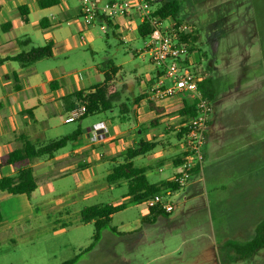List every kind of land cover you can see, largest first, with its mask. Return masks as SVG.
Returning <instances> with one entry per match:
<instances>
[{
  "label": "crops",
  "instance_id": "obj_1",
  "mask_svg": "<svg viewBox=\"0 0 264 264\" xmlns=\"http://www.w3.org/2000/svg\"><path fill=\"white\" fill-rule=\"evenodd\" d=\"M38 1L0 0V179L13 177L19 170L30 168L36 180V189L30 196H13L0 191L4 194L0 198V234L7 233L14 225H28L46 218L43 215L48 208L78 205L83 200H94L97 194L112 193L115 188L122 194V201L106 204L124 203L128 207L132 203L126 195V180L114 184L106 182L105 187L97 188L92 173L107 172L104 175L106 181L113 167L125 161L126 151L141 142L156 146L145 155L133 158V167L143 171L149 184L167 182L179 165L178 141L182 128H177V132L174 130L175 124L184 118L179 119L178 112L193 103L182 93L151 101L149 90L156 81V69L141 77L138 65H134L132 76L122 73L118 80L116 77L122 72V66L97 64L94 56L102 48L99 42L101 34L93 28L95 26H86L79 18V0H51L43 8L38 6ZM110 23L104 30L98 28L106 38V30L110 29L124 42L142 39L138 35L137 20L120 17ZM47 44L52 46L51 56L28 66L5 60ZM143 50L150 56L147 42ZM253 50V57L248 61V64L252 63L248 66V74L252 72L259 82H264L262 69L258 66L260 47ZM138 52L142 53V50ZM106 74L111 75L110 84L115 89L111 108L90 114L96 115L97 120L88 126L84 119L89 115L73 119L71 112L78 103L72 95L101 85ZM206 79L210 80L212 89V99L209 100L212 112L206 129L204 164L200 178L195 181L202 183V189L197 188L192 197L201 196L203 191L215 194L227 188L241 194L248 193L250 183L254 184L256 166L259 172H264V108L262 117L256 121L250 118L242 99L216 107L215 80L212 74ZM151 103L158 111L150 107ZM117 107L119 116L114 118L112 114ZM100 122L108 127V133L100 134L99 139L91 143L92 127ZM64 137L71 139L51 156L42 155L15 165L2 163L9 153L22 149L26 144L38 150ZM256 159L260 160L259 164H255ZM164 172L168 173L166 177L152 181ZM195 182L193 178L185 189L190 190ZM183 198L182 203L185 202ZM246 206L249 209V205ZM172 213L158 215L155 219L148 213L136 221L133 228L122 225L123 234L140 231L141 240H144L149 227L159 222L169 224L168 216ZM249 220V216L243 223L234 218L226 224L232 233L241 234L245 230L239 224L247 225L248 229L250 223L254 224ZM178 249L176 247L169 253H176Z\"/></svg>",
  "mask_w": 264,
  "mask_h": 264
},
{
  "label": "rangeland",
  "instance_id": "obj_2",
  "mask_svg": "<svg viewBox=\"0 0 264 264\" xmlns=\"http://www.w3.org/2000/svg\"><path fill=\"white\" fill-rule=\"evenodd\" d=\"M99 1L105 3L110 0ZM146 1L152 9H156L166 0ZM175 1L181 8L175 21L187 23L195 29L196 41L193 46L190 45L192 58L201 66L206 77L212 74L215 80L213 84L217 97L214 106L224 107L227 101L232 103L242 99L250 118L258 121L264 108V82H259L252 72L249 76L248 61L253 57V49L260 47L261 58L257 65L264 76V0ZM93 28L101 34L99 42L102 47L97 50L95 60L99 65L122 66V72L117 74L116 79H121L122 73L132 76L134 65H138L141 77L155 69L150 56L143 50L147 40L138 38L133 42H124L110 29L106 30V38L97 25ZM126 60L129 62L125 63ZM222 100L225 101L222 103ZM118 107L112 114L114 118L119 116ZM95 116H87L84 124L88 126L96 121ZM179 119L183 120L175 124L176 132L177 128H182L187 117ZM258 161L256 159L255 164H259ZM106 173H92L97 188L106 186ZM167 174L156 175L152 181ZM198 179L199 176H195L194 182ZM195 183L190 190L184 188L173 198L176 207L168 216L169 224L159 222L149 227L144 240H141L140 231L124 235L122 225L133 228L136 221L148 216L143 203H132L112 216L111 226L116 233L103 230L99 241L89 251L85 250L92 243L94 227L92 223H80L79 211L94 204L122 201L120 191L115 188L112 193L103 192L95 195L94 200H83L78 205L62 209L55 206L48 208L43 215L46 218L28 225H14L7 233L0 234V264H62L70 259L75 260L74 264H264V248L252 258L241 260L224 246L228 241L244 244L251 240L254 229L264 218V172H259L256 166L254 184L250 183L251 189L244 194L227 188L215 194L203 191L194 199L195 190L202 189L201 182ZM2 196L4 194L0 193V198ZM218 197L222 199L218 201ZM248 216L254 224L250 223L248 229L247 225L239 224L245 230L241 234L228 230L230 226L226 223L231 219L243 223ZM141 225L144 227L143 222ZM252 225L254 227L250 229ZM176 247H179L178 251L170 254Z\"/></svg>",
  "mask_w": 264,
  "mask_h": 264
},
{
  "label": "built area",
  "instance_id": "obj_3",
  "mask_svg": "<svg viewBox=\"0 0 264 264\" xmlns=\"http://www.w3.org/2000/svg\"><path fill=\"white\" fill-rule=\"evenodd\" d=\"M120 17H127L130 21L137 20L138 25L143 24L149 28L147 48L150 61L158 71L156 81L149 90V99L157 101L182 93L194 102L195 115L184 123L178 141L180 151L177 172L166 185L160 186L158 192L142 201L147 209L170 214L176 207L173 198L195 176L200 178L207 141L206 129L212 112L210 101L198 90V84L206 78V74L192 58L190 51L188 37L195 33V29L171 18L162 19L146 0L110 1L101 5L94 0H79V18L86 26L97 25L100 30H104L106 21L113 22ZM84 114V105L71 112L73 119H79ZM91 131L89 140L93 143L100 134L108 133V127L100 122Z\"/></svg>",
  "mask_w": 264,
  "mask_h": 264
},
{
  "label": "trees",
  "instance_id": "obj_4",
  "mask_svg": "<svg viewBox=\"0 0 264 264\" xmlns=\"http://www.w3.org/2000/svg\"><path fill=\"white\" fill-rule=\"evenodd\" d=\"M51 0H39L37 2L38 6L43 8L50 4ZM56 2V0H54ZM180 5L175 0H166L159 8L155 9L156 14H158L162 19L171 18L176 20L177 14L180 11ZM26 21V19H23ZM106 24H111L106 21ZM150 31L146 25H139L138 35L145 39L149 35ZM191 46L196 41L195 33L188 37ZM51 44H47L43 47L31 48L26 53H21L19 55L6 58L5 60L15 61L19 63L22 67L28 66L40 59L48 58L52 54ZM190 51L192 49L190 48ZM2 60V61H5ZM111 73H114L112 69ZM111 75L106 74L104 76V81L101 85L94 86L88 92H77L72 95L80 105L85 106V114L83 117L93 114L97 111H107L111 108V103L113 101V95L115 93L114 86L110 84ZM198 90L201 95L207 100H211V84L210 80H202L198 84ZM150 107L153 110L158 111V109L151 103ZM181 117L190 118L195 115L194 102L191 105H186L184 108L178 112ZM70 137H64L57 141L50 142L41 149L34 150L30 144H26L22 149L16 150L8 154L3 164L15 165L23 163L28 159L40 157L42 155L51 156L52 153L58 149L64 147ZM156 144L150 142H141L137 144L134 148L129 149L125 153V161L119 165L113 167L111 172L106 176V182L108 184H114L119 180L127 181V196L129 197V203H142L146 198L150 197L154 193L160 190V186H164L167 182H163L160 185L149 184L146 178L143 176V171L141 169L134 168L131 160L135 157L145 155L146 153L152 151ZM36 189V180L32 175L30 168L21 169L13 177H4L0 179V191L5 192L9 195H25L30 196L31 193ZM126 204L116 203V204H106V205H92L84 207L79 213L80 223H92L94 227V232L92 235V243L85 250L89 251L97 244L100 239V233L103 230H108L111 233H116V229L111 226V217L124 210ZM148 213L155 219L158 215H162L159 210L147 209ZM1 220V216H0ZM255 233L251 240L244 244H235L228 241L224 244L225 247L230 248L239 259L245 260L252 258L258 251L264 248V218L257 224L254 229ZM75 260L70 259L62 264H74Z\"/></svg>",
  "mask_w": 264,
  "mask_h": 264
}]
</instances>
